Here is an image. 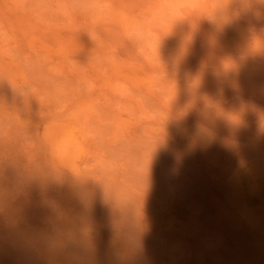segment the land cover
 I'll return each mask as SVG.
<instances>
[{"label": "rangeland", "instance_id": "obj_1", "mask_svg": "<svg viewBox=\"0 0 264 264\" xmlns=\"http://www.w3.org/2000/svg\"><path fill=\"white\" fill-rule=\"evenodd\" d=\"M0 264H264V0H0Z\"/></svg>", "mask_w": 264, "mask_h": 264}, {"label": "clouds", "instance_id": "obj_2", "mask_svg": "<svg viewBox=\"0 0 264 264\" xmlns=\"http://www.w3.org/2000/svg\"><path fill=\"white\" fill-rule=\"evenodd\" d=\"M96 62H97L98 64H101V65H102L104 61H103V58H102V57L97 56V57H96Z\"/></svg>", "mask_w": 264, "mask_h": 264}]
</instances>
